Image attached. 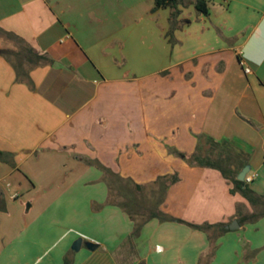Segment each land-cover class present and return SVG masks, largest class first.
I'll return each mask as SVG.
<instances>
[{
    "label": "crops",
    "instance_id": "obj_1",
    "mask_svg": "<svg viewBox=\"0 0 264 264\" xmlns=\"http://www.w3.org/2000/svg\"><path fill=\"white\" fill-rule=\"evenodd\" d=\"M194 2L174 19L155 0H0V28L51 60L29 86L0 55V264H264V216L237 214L263 207L189 162L227 141L264 196V0ZM101 166L143 186L144 214L177 176L159 210L228 231L153 218L135 235Z\"/></svg>",
    "mask_w": 264,
    "mask_h": 264
},
{
    "label": "trees",
    "instance_id": "obj_2",
    "mask_svg": "<svg viewBox=\"0 0 264 264\" xmlns=\"http://www.w3.org/2000/svg\"><path fill=\"white\" fill-rule=\"evenodd\" d=\"M180 1L181 0H155L153 11L162 8H171L173 9L172 17L175 19L180 13V11L178 10ZM194 6L198 13L203 15L209 14V0H195ZM0 35L10 41H13L17 47V49L15 50L5 48L0 49V55L7 61H9L13 66L16 72L17 81L26 83L29 86H33L30 78V72L36 67L42 65L44 62H50L51 60L45 55L37 54L33 50V48H31L23 39L10 32H6L0 28ZM205 141L209 146V154L203 155L202 147H199L197 152L189 158V162L201 167H210L220 170L223 176L231 182L232 187L230 191L232 194L240 193L251 203L253 207H263V209L255 211L251 214H244L241 211L240 206H238L237 214L239 216V223L241 225L258 221L261 217L264 216V196L255 193L254 190H252V188L250 187L249 183H247L245 180L240 181L237 178L239 172L247 163V161L243 157V153L239 149L231 146L227 141L217 142L212 138H206ZM234 160H239L242 162L240 167H232ZM102 169L109 177L112 178L109 180L111 182H109V187L111 190L115 187L124 189V193H126L125 199L120 202L119 205L130 215L133 221H135V235H138L142 226L153 218H157L161 221L171 220L184 223L193 229H197L207 233L209 239L211 240L215 237L214 235L212 236V234H210L211 231L218 232L220 235L228 231L225 229V224L222 223L213 225L207 223L193 224L182 219L173 218L170 215L165 214L159 210V206L163 202L168 183L176 182L178 180L177 176L162 177L156 182V184L159 186L157 192H154L153 194V197L156 198V205L152 210L149 211L148 214H144V212L142 213L140 212L141 210L138 209V202L134 199L135 195H133L134 191L143 190V186L134 185L132 187L130 181L121 178L118 174L113 173L109 169H106L104 167H102ZM121 183H126V185L122 186ZM131 188H134L135 190L132 191ZM0 204V209L4 210V200L1 199Z\"/></svg>",
    "mask_w": 264,
    "mask_h": 264
},
{
    "label": "water",
    "instance_id": "obj_3",
    "mask_svg": "<svg viewBox=\"0 0 264 264\" xmlns=\"http://www.w3.org/2000/svg\"><path fill=\"white\" fill-rule=\"evenodd\" d=\"M251 171V166L250 165H246L241 171L240 173L238 174V180L240 181H244L245 180V177L246 175ZM227 228H230V229H236V228H239V223L237 220L233 221L229 226H227ZM81 244V240H79L76 245H75V248L76 249H79V245Z\"/></svg>",
    "mask_w": 264,
    "mask_h": 264
},
{
    "label": "rangeland",
    "instance_id": "obj_4",
    "mask_svg": "<svg viewBox=\"0 0 264 264\" xmlns=\"http://www.w3.org/2000/svg\"><path fill=\"white\" fill-rule=\"evenodd\" d=\"M210 1V3H215V1L216 0H209ZM0 41H2L3 43H5L4 45V48H7V49H10V50H15V49H17V47H16V44L13 42V41H10V40H8L7 38H5V37H3V36H1L0 35ZM3 48V49H4ZM208 149H209V147L208 146H206L205 148H204V151L202 152V154L203 155H207V154H209V151H208ZM143 209H141V211L140 212H142L143 213V211H142ZM149 212H146V214H148Z\"/></svg>",
    "mask_w": 264,
    "mask_h": 264
},
{
    "label": "built area",
    "instance_id": "obj_5",
    "mask_svg": "<svg viewBox=\"0 0 264 264\" xmlns=\"http://www.w3.org/2000/svg\"><path fill=\"white\" fill-rule=\"evenodd\" d=\"M241 64H243V62H242ZM245 72H246V73H249V72H250V68H245ZM253 179H254V175H252V174H250V173H248V174L246 175V177H245V181H246L247 183L252 182Z\"/></svg>",
    "mask_w": 264,
    "mask_h": 264
}]
</instances>
